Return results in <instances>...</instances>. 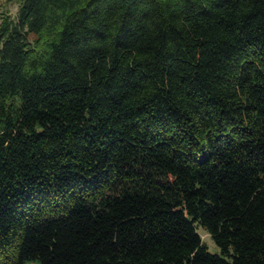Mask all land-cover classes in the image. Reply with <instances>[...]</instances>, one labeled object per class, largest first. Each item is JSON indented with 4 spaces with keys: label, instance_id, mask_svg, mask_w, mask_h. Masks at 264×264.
<instances>
[{
    "label": "trees",
    "instance_id": "obj_1",
    "mask_svg": "<svg viewBox=\"0 0 264 264\" xmlns=\"http://www.w3.org/2000/svg\"><path fill=\"white\" fill-rule=\"evenodd\" d=\"M16 1L0 264H264V0Z\"/></svg>",
    "mask_w": 264,
    "mask_h": 264
},
{
    "label": "rangeland",
    "instance_id": "obj_2",
    "mask_svg": "<svg viewBox=\"0 0 264 264\" xmlns=\"http://www.w3.org/2000/svg\"><path fill=\"white\" fill-rule=\"evenodd\" d=\"M4 7L6 8L5 12L9 13V17L12 19L16 16L17 2L13 0H4ZM5 14V13H3ZM197 233L201 239V241L206 245L208 252L210 253H218L217 247L213 244L210 236L206 234L201 228L197 229Z\"/></svg>",
    "mask_w": 264,
    "mask_h": 264
},
{
    "label": "crops",
    "instance_id": "obj_3",
    "mask_svg": "<svg viewBox=\"0 0 264 264\" xmlns=\"http://www.w3.org/2000/svg\"><path fill=\"white\" fill-rule=\"evenodd\" d=\"M13 1L17 2L16 0H13ZM5 10H6V8L4 7V0H0V13H2V14L5 13L8 15L9 13H6ZM16 11H17V9H16Z\"/></svg>",
    "mask_w": 264,
    "mask_h": 264
}]
</instances>
